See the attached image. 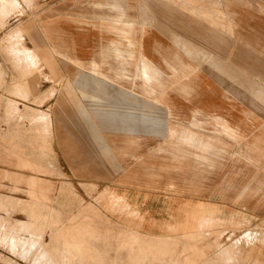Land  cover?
Segmentation results:
<instances>
[{"label":"rangeland","instance_id":"374dc122","mask_svg":"<svg viewBox=\"0 0 264 264\" xmlns=\"http://www.w3.org/2000/svg\"><path fill=\"white\" fill-rule=\"evenodd\" d=\"M103 1L0 0V264H264V41Z\"/></svg>","mask_w":264,"mask_h":264},{"label":"crops","instance_id":"0c3cea01","mask_svg":"<svg viewBox=\"0 0 264 264\" xmlns=\"http://www.w3.org/2000/svg\"><path fill=\"white\" fill-rule=\"evenodd\" d=\"M144 1L149 6V3L147 2L148 0H144ZM103 2H104L103 0H100V3H103ZM259 3L264 8V0H260ZM219 5L221 7H219ZM116 6L121 11L126 12L124 10V8H122L117 3H116ZM235 6H240V5L236 4V2L234 0H227V1L223 2V3H221L218 0H215L214 2H212L210 0H163V2H162V7H165L167 9H169V10L179 11L180 13H183V14L185 13V15H187V16H188L187 13L193 12V11L196 10V11H198V14H201V16L203 15L202 13L209 14V13H214V12L215 13H219L220 12V13L227 14L229 19L232 20V21L237 17L238 18L237 30L240 31V32L242 31L241 33L243 35H245L244 36V39H245L244 41L246 42V44H255V43L263 42L264 41V15L261 14V13H258L256 10H253V9H250V8H246V9H244L242 7L234 8ZM149 8H150V6H149ZM255 9H257V8L255 7ZM200 19L201 20H198V21L203 22V23H207V22H205V20L203 18H200ZM60 20H62V19H60V17L58 16L55 19H52V21H50V22H52V23L53 22H57L58 23ZM210 22H212V23H210V25L225 27L229 31V34L232 31V28H230V27L228 28L225 24L219 25L216 22H213V20L210 21ZM134 23L136 24L135 20H134ZM50 27L51 28L52 27H56V25H51ZM171 36H172V41H173L175 46H185V45H187V43L185 42V38L184 37H182V36H180L178 34H172ZM240 40L241 39H238V41H240ZM233 41L236 44V41L235 40H233ZM234 46L235 45L233 44V47ZM164 56H166V55L164 54ZM247 74L250 75L252 78L256 79L257 81H259L260 83H262V84L264 83V75H262L260 73H254V75L253 74H249V73H247ZM79 76H90V74H88L87 72H83V73L80 72L76 77H79ZM74 94H76V93H74ZM253 99H254V96L250 97L251 104H253L256 108H258V110H264V105L261 104V103H255ZM74 100H75V98H74ZM76 104L80 105L77 102V100H76ZM82 105H84L83 99H82ZM82 105H80V106H82ZM83 111L85 113V109H83ZM89 111H91V110H89ZM195 114L196 115H203L204 114V115H206L208 117H211V118H213L215 120V124L225 123V126L235 127L225 117H224L225 120H219V117H223V116L220 115V114H217V113H207V112H203V110H201V109L200 110L196 109L194 111L193 116H195ZM193 124H195L197 128L199 127L196 123H191L190 125H193ZM263 125H264V121L262 122V125L260 127H262ZM133 127H138L139 128V124H138V126H133ZM218 127H219L218 131L220 133H223V131L220 130L221 126H219V124H218ZM188 128L191 129L192 126H188ZM197 131L198 130H196V129L193 130V132H195L197 135H199V138H201L203 136V138L205 139V135L204 134H199ZM186 134H187V132H185V131H184V133L180 132V135H179L180 142H182V139H183L184 136H187ZM191 134H193V133H191ZM208 137H211V136H208ZM238 138H240V137H238ZM232 140L237 141L239 139H232ZM204 141L206 142L207 140L205 139ZM210 144L213 147V149H215V145L212 143V141H211ZM206 145H207V143H206ZM205 148H206L205 151H207L208 148L207 147H205ZM246 157H247V155H246ZM251 157L252 158H263L262 155H258V156H254V157L253 156H249V158H251ZM146 227H148V225ZM153 231H155V230H153Z\"/></svg>","mask_w":264,"mask_h":264},{"label":"bare ground","instance_id":"6f19581e","mask_svg":"<svg viewBox=\"0 0 264 264\" xmlns=\"http://www.w3.org/2000/svg\"><path fill=\"white\" fill-rule=\"evenodd\" d=\"M107 19V18H106ZM114 26V25H113ZM94 106H105V105H111V104H107V103H105V104H103V103H97V104H93ZM92 105V106H93ZM113 105V104H112ZM125 106V107H128L129 109H134L133 107H131L130 105H128V104H120L119 106ZM117 106V105H116ZM113 108V107H112ZM111 108V109H112ZM90 109H92V107L90 108ZM95 109V108H94ZM93 109V110H94ZM101 109V108H100ZM104 109V108H103ZM109 109V108H108ZM115 109V108H114ZM118 109V108H117ZM113 110V109H112ZM97 111V110H96ZM117 111V110H116ZM93 112V111H92ZM95 112V111H94ZM109 112V111H108ZM114 112V111H113ZM119 112V111H118ZM118 112L116 113V114H118ZM104 113V112H103ZM107 113V112H106ZM98 114V113H97ZM111 115L113 114V113H110ZM114 114H115V112H114ZM122 114V113H121ZM99 115V114H98ZM100 115H102V114H100ZM104 115V114H103ZM107 115H108V113H107ZM110 115V116H111ZM139 115V114H138ZM146 115V114H145ZM148 116V115H147ZM105 117V116H104ZM107 117V116H106ZM122 117V116H121ZM140 117V116H139ZM143 117V116H142ZM101 118H102V116H101ZM108 118V117H107ZM111 118H109V120H110ZM130 119V118H129ZM103 120V119H102ZM117 119H115V121H116ZM118 120H120V119H118ZM141 120V119H140ZM114 120H113V123L115 122ZM121 121H124V120H121ZM143 121V120H142ZM109 122H111V121H109ZM117 122H119V121H117ZM125 122H127L126 120H125ZM159 122V121H158ZM100 123H102V122H100ZM107 123H108V121H107ZM112 123V122H111ZM110 123V124H111ZM128 123V122H127ZM103 124V123H102ZM104 125V124H103ZM102 125V126H103ZM112 125V124H111ZM119 125V124H118ZM124 125H127V124H124ZM124 125H123V128H121V129H124ZM157 125V124H156ZM113 126V125H112ZM106 127V126H105ZM108 127V126H107ZM106 127V128H107ZM110 127V126H109ZM160 127V126H159ZM116 128L118 129V128H120V127H117L116 126ZM114 129V128H113ZM116 129V130H117ZM147 129H148V127H147ZM158 129V128H157ZM115 130V129H114ZM153 131V130H152ZM155 131V130H154ZM161 134V133H160ZM158 135V134H157ZM162 135V134H161ZM213 139V138H212ZM205 139L203 138V136L201 137V138H199V135H197V134H192V137H191V141H192V143H193V147H195L196 149L198 148V149H201V150H203V151H205V147H207L208 149L210 148V147H212L211 146V141L210 140H207L206 142L204 141ZM205 142V143H204ZM206 143H207V145H206ZM210 144V145H209ZM207 149V150H208ZM199 151V150H198ZM201 159V158H200ZM201 163V162H200Z\"/></svg>","mask_w":264,"mask_h":264}]
</instances>
